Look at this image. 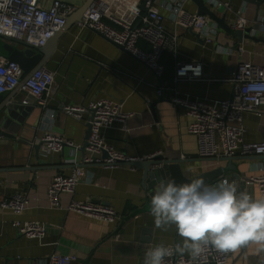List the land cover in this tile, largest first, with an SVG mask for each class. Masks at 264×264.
Segmentation results:
<instances>
[{"label": "crops", "instance_id": "0c3cea01", "mask_svg": "<svg viewBox=\"0 0 264 264\" xmlns=\"http://www.w3.org/2000/svg\"><path fill=\"white\" fill-rule=\"evenodd\" d=\"M56 1L72 5L75 11L43 58V67L55 75L49 107L42 108L21 87L5 94L0 104V108L5 106L11 113L4 130L16 135L0 137V201L17 192L26 193L32 201L31 207L19 216L0 207V264H23L56 252L77 255L73 264H143L151 246L171 245L180 238L174 228L165 232L155 227L149 214L151 198L142 186V169L129 164L83 166L82 182L74 195H64L63 201L90 199L114 208L120 215L116 222L100 221L48 204L47 189L53 177L70 174L74 165L69 160L74 155L79 160L81 154L66 148L62 153L47 155L43 145L39 150L35 146L42 142L49 125L75 143L84 144L88 123L64 113L63 106L112 99L132 114L125 128L118 122L103 131L106 141L117 151L134 158L162 155L181 160V168L190 179L225 167L227 162L222 157H200L198 137L188 131L192 117L172 99L190 97L219 105L234 93L231 78L239 63L249 60L264 64V42L250 38L241 41L232 26L238 12H245L251 20L263 14L264 3L258 9L244 0H221L231 3L232 10L218 12L221 16L227 14L232 31L219 27V41L213 43H207L194 31L176 28L167 19V29L178 31L180 41L177 58L166 53L172 56L173 63H168L164 78H159L124 48L101 33L78 25L79 10L89 0H48L46 6L50 8ZM144 1L132 3L142 5ZM187 9L197 12L198 6L191 0ZM164 14L169 16L167 11ZM254 27H248L249 35ZM256 37L264 39V32ZM139 46L150 50L146 41L141 40ZM177 61L202 63L203 78L174 83ZM162 87L161 95L158 90ZM244 126L246 141L264 142V113L245 114ZM236 157L234 163L241 178L234 177V171H228L225 178L234 182L238 190L260 196L257 186L248 185L247 180L264 175V158ZM14 219L40 222L47 227V234L41 238L22 235L12 225ZM254 248L252 245L238 250L229 264H260L262 257L254 254Z\"/></svg>", "mask_w": 264, "mask_h": 264}, {"label": "built area", "instance_id": "2783aa9c", "mask_svg": "<svg viewBox=\"0 0 264 264\" xmlns=\"http://www.w3.org/2000/svg\"><path fill=\"white\" fill-rule=\"evenodd\" d=\"M47 1L0 0V37L22 41L33 48L45 46L56 33L64 29L67 17L75 11V7L62 1H56L48 8ZM189 1L191 0H145L147 12L144 13L141 4L132 3V0H96L84 12L78 25L95 30L124 47L131 55L145 63L157 77L162 78L165 67L161 58L164 53H170L177 58L180 41L178 31L170 32L167 29V19L180 30L196 32L207 43L219 41L218 23L209 15L187 9ZM206 3L216 12L232 10L231 3L227 1L206 0ZM164 11H167L169 16H165ZM252 24L255 27L251 29V35L259 36L264 32V13L251 20L245 12H238L232 26L235 30H245ZM141 40L150 45V50L139 46ZM176 68L174 83L181 80H200L204 76L202 63L177 61ZM22 76L21 66L0 54V95L21 87L36 99L38 105L47 109L55 83L54 73L41 67L24 80ZM231 81L234 83L233 98L222 100L219 105L190 97L175 96L172 99L192 117L188 131L198 137L199 155L202 158L264 155V142L246 141L244 126L245 114L264 113V87H252L264 86V64L242 61ZM158 91L162 95L164 87ZM62 109L67 115L91 124V134L85 147V143L77 144L63 134L55 132L53 126L49 125L41 139L44 154L62 153L66 148H71L74 154L81 155L79 160L76 155L69 160V163L74 165L70 174L58 173L53 177L47 189L48 204L51 208H63L92 219L116 222L120 215L110 206L95 203L90 199L80 201L72 198L64 203L63 196L74 195L84 178L83 166L116 167L145 160L117 151L106 141L103 132L118 122L125 128L132 114L123 110L122 103L112 99L93 101L88 105H67ZM87 114L90 117L86 119ZM247 184L257 186L260 195L264 194V175L250 177ZM31 204L30 196L22 192L0 201L2 209L17 216L29 209ZM12 225L20 234L30 238H41L47 234V227L40 222L14 219ZM236 252L223 253L208 248L197 261H192L187 253L166 259L168 264H229ZM77 260L75 254L56 252L23 264H73Z\"/></svg>", "mask_w": 264, "mask_h": 264}, {"label": "clouds", "instance_id": "9594fccd", "mask_svg": "<svg viewBox=\"0 0 264 264\" xmlns=\"http://www.w3.org/2000/svg\"><path fill=\"white\" fill-rule=\"evenodd\" d=\"M149 214L157 229L174 228L180 239L174 245L149 248L143 264H168L166 258L186 253L197 261L208 248L228 253L252 245L264 264V194L238 190L227 178L215 184L203 177L181 184L161 180L151 196Z\"/></svg>", "mask_w": 264, "mask_h": 264}, {"label": "water", "instance_id": "95a60500", "mask_svg": "<svg viewBox=\"0 0 264 264\" xmlns=\"http://www.w3.org/2000/svg\"><path fill=\"white\" fill-rule=\"evenodd\" d=\"M94 1L96 0H89L87 4L84 5V7H82L79 10V15L81 16V19H82L84 12L87 10L89 6L93 4ZM192 1L196 3V5L198 6L197 12L199 14H206V15L211 16L218 23L219 27L226 30L227 32L232 31V27L227 22L226 13H223L221 16L219 12L213 11L207 5L206 0H192ZM244 1L250 4L256 5L258 9L264 3V0H244ZM141 8L144 13L147 12L145 3L141 5ZM68 20H69V17H67V22ZM58 33H56V35ZM249 33H250V28H248L247 30H237L236 32L237 36L239 37L241 41L244 38H250L258 42H264V39L258 38L256 36H251L249 35ZM56 35L52 39H50L45 46L39 47V48H33L22 41H13V40L11 41L3 37H0V54L6 56L10 62H16L21 66L23 70L22 79L24 80L27 77H29L33 71L45 65L46 62L43 61V58L47 56L52 50ZM197 36L200 37L198 34ZM7 93H3L2 95H0V104H1V100L3 96ZM231 98H233V95ZM10 118H11V113L7 111L5 106L1 107L0 108V137H4V136L5 137H16V135L11 134L8 131L4 130L6 121L9 120ZM90 134H91V124L88 123L87 137H86V141L84 144L85 147L88 145V138ZM42 145H43V142H40L35 147L37 150H39ZM256 157L264 158V155L256 156ZM242 158L244 159V158H249V157H242ZM237 159L238 157L236 156L222 157L221 160L227 162L225 167H219L215 170H212L203 175L193 177L191 179L188 178L183 172L181 168V163H182L181 160L166 159L162 155H155L145 160L129 162L128 164L142 169L143 171L142 186L146 190V192L149 194V197L151 198V196L154 194V190L156 186L161 180L167 181L168 179H174L178 184H181V183L189 182L194 178L203 177L207 183L215 184V183H218L220 180L225 179V176L228 173V171H234L235 172L234 177L240 179L241 176L237 173L238 171L237 165L234 163V161Z\"/></svg>", "mask_w": 264, "mask_h": 264}, {"label": "trees", "instance_id": "16d2710c", "mask_svg": "<svg viewBox=\"0 0 264 264\" xmlns=\"http://www.w3.org/2000/svg\"><path fill=\"white\" fill-rule=\"evenodd\" d=\"M172 60H173L172 56L168 55L166 53H164L162 58H161V62L165 68L168 67V63H173ZM165 72H166V70L164 71V74H165ZM164 74H163L162 78H164Z\"/></svg>", "mask_w": 264, "mask_h": 264}]
</instances>
